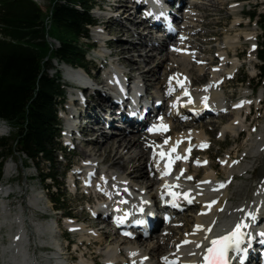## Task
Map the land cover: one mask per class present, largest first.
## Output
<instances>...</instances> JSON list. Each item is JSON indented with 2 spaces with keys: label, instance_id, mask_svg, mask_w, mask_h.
Segmentation results:
<instances>
[{
  "label": "bare ground",
  "instance_id": "bare-ground-1",
  "mask_svg": "<svg viewBox=\"0 0 264 264\" xmlns=\"http://www.w3.org/2000/svg\"><path fill=\"white\" fill-rule=\"evenodd\" d=\"M210 1L140 0L138 3L136 0H120L116 5L118 9L108 18H104L105 21L110 19L109 23H106L112 27L129 22L126 21L127 18V20L133 19V22H129L132 25L140 24L141 28H146L148 24H146V19L142 16H145V14L151 15V17L160 15V7L162 5H179L180 8H185L184 14L170 16L174 20H178V17L182 16V19H180L182 22L178 26L180 29L179 35L170 44V50L159 58L158 64L153 69H146V67L144 69L143 65L148 63L154 54H162L160 52H163L167 46V40L172 37H168L161 44L157 41L155 43L152 40L155 38V36H152L153 31H147L146 29L140 30L141 34H139L138 29L133 30L134 38L139 41V45H130V47L122 48L120 51V56L127 55L126 62L131 65V70L125 66L119 67L112 61L110 63L106 62L105 67L109 69L105 71L104 77L100 79L98 76H94L92 80L81 69H73L68 66L61 67L64 78L69 83L77 86L85 85L82 95L81 93L76 94L80 101L75 100L78 103L75 105V109L71 108L72 106L67 108V115L70 114L68 116L72 119L81 118L84 121V124L79 125L73 124V121L69 119L65 122L66 146L70 147L69 152H74L77 148L88 149L83 152L86 159L82 161V164L80 159L82 167L72 172L70 178L76 184L83 177L85 178L86 175L95 173L90 186L84 189V192L89 193L85 209L91 214L89 221L93 229L88 228L86 224L85 226L77 224V219L73 220L72 213L69 215V219L62 224L65 230L77 237V242L74 244V252L69 258L70 260L71 258L74 261L77 260L75 264H95L83 261L85 257L83 258L84 255L79 251L80 249L82 251V249L89 248V243L91 242L103 246L100 252L102 264H180L181 262L200 261L203 254L207 253L208 249L211 248L212 240L235 232L238 224L241 225L239 234L244 236L252 231L255 233V229L261 227L264 222V178L263 176L259 177L264 174V127L253 138L251 137L249 149L245 153V158L243 157L244 160L251 159L250 164L246 163L247 165L241 166L239 159L233 160L236 162L234 163L229 158L230 154H226L225 158L222 157L224 159L220 162L219 167L222 171L227 172L224 183H228V185L219 192H213V190L220 187L221 183L217 177L216 169L214 171L210 162L206 167L200 168L196 164L199 159H193L189 167L184 166L174 175L179 177L178 180L160 178L157 171V150L160 147L164 145L168 147L176 141L182 140V147L185 146L184 151L188 152L187 150L190 146L195 149L202 142L210 143L208 134L201 124L206 123L205 120L207 118H209L207 122L209 124L211 119L212 121L216 120L219 115H221L219 117L221 120L230 116V120L220 130V137L232 135L238 138L248 129L247 123L250 120L246 114L243 115L241 113L243 111L247 112L252 106L256 105L259 107L261 104V100L251 102L247 94H244L238 102L230 104V97L225 98L223 96L224 89L222 90L221 88H225L226 81H229L239 71L241 67L240 55L237 58L230 59L226 52H218L219 54L213 57L216 60L213 65V60L208 59L207 61L203 54L201 56L197 49L199 46L189 36L193 29L198 28L195 23H198L199 20L194 12H197L198 8L201 9L205 6L215 7L218 4V0H213V3ZM238 6L240 7V4L231 5L233 10L237 9ZM170 10H172V13L176 11L175 8H170ZM113 17H115L114 21L111 20ZM137 18L140 19L137 20ZM240 26L241 23L239 22ZM120 32H123L122 29ZM92 33L103 35L100 29H93ZM125 34L126 40L131 41L129 32L126 31ZM243 37H245V41L252 40L256 43L257 37L252 33H246ZM240 38L241 36H239ZM104 40L105 38L99 39L100 42ZM140 43L146 48L141 47ZM233 43L235 42L233 41ZM233 43L232 40L228 39L222 44L223 47L221 49L230 50ZM108 44L110 42L104 45L109 48ZM100 54L101 56L104 55L103 52ZM109 56L111 58L112 54ZM140 57L143 61L138 63L137 61ZM230 57L232 58V56ZM134 58H137V60H134ZM192 60L194 65L191 63ZM205 61L207 66L203 64ZM190 64L192 67L189 69ZM101 69L103 70V67L100 68V72ZM161 70H165L169 74L164 81L159 75ZM195 71L202 75L198 81L190 80L189 77V73ZM150 75L156 76V81L148 86L146 81L150 80L148 79ZM207 75L209 79L206 84L194 86L195 82H200ZM138 79L141 82H145L140 85ZM90 80L92 82L95 80L96 83H92ZM178 81L184 82L185 85L182 89L176 88ZM135 83L139 88L137 91L140 94L137 100L131 95V87ZM153 88L155 89L154 93L151 91ZM185 91H187L188 95H185ZM151 93L153 94L150 95ZM124 96H127L126 99H123ZM94 101L97 102L93 104ZM131 101L132 103H137L138 110L143 108L144 103V108L148 109L147 115L141 122L129 120L125 116L127 110L121 112L120 107L128 106ZM156 103L161 104L158 110L154 107ZM166 103H168L167 106ZM238 103L242 104L243 107L233 110L232 107ZM163 106H166L164 116H161L160 113V116L157 117ZM175 108L183 116L182 120H178L175 116ZM196 115H199V117H196ZM155 118L157 120H154ZM173 120L178 122V124ZM119 121H122L123 124L119 123ZM245 122L246 128H244ZM0 124L1 135L4 128L3 123L0 122ZM141 124L144 126L140 127ZM162 126L168 127L170 131L167 134L162 133L165 128ZM135 127H138L139 131H136ZM144 128L147 130L143 131ZM149 129H153V131H149ZM95 130H98V133H93ZM70 133L72 135L71 140L69 139ZM99 133L100 136L95 137ZM88 136H94L95 138L92 140L84 138ZM222 139L224 140V138ZM76 144L78 145L76 146ZM225 161L226 163H223ZM261 161L263 164L255 170L258 180L254 189H252L253 192H251L250 196H246L247 192L245 190L241 191V186L237 187L239 189L238 193L241 191L238 197H241L243 201L239 202V204L236 203V206H232L228 201V191L230 184L235 182L234 177L247 174L250 168L249 165L252 162L257 164ZM103 163L109 165L108 170L104 171ZM230 164L232 165L230 166ZM182 170L183 172L189 170L188 177H194L193 174L197 175L199 170H203V176L199 181H204L208 185H199L187 181L186 176L181 175ZM83 182L85 183L86 179ZM210 186L212 187L210 188ZM1 191L5 192L6 189L1 188ZM166 192H175L176 195L180 194L175 200L182 207H188L183 198L185 194H188L189 198H193L188 208H195V210L192 211V215L188 220L187 217H189L191 211L185 213L181 220H172L167 230L158 234L156 243H151V235L157 233L161 226L165 225L161 219H157V226L149 233L147 238L137 237L135 239L123 237L114 224L105 220L107 212L110 211L109 209L113 210L110 212L111 216L122 217L124 215L122 211H118L122 202L127 205H133L150 199L155 203L156 207H159L167 202L168 195ZM119 194H121V197H118ZM5 195L8 198L10 197L9 192H5ZM40 197L39 195L33 196L31 199L32 204L35 205L40 200ZM4 201L6 199L1 202L0 211L3 219L7 221L9 208ZM90 201H92V205H90ZM213 202L216 204L214 205ZM220 208H223L222 212H219ZM150 213L155 216L152 211ZM94 214L96 218L93 217ZM66 215V213H59V217ZM177 215L178 213L173 212L172 216L175 217ZM10 223L16 227L15 232H13L15 235H10V242L2 249V256H8V264H41L29 255L27 248L28 236L21 216L16 215L14 219H10ZM56 223L52 226L48 224L35 225L37 233H47L53 238H50L52 241L47 243L52 247L53 257L46 258L43 264H66L68 262L64 258L65 247L57 244L58 240L66 236V234L58 231L59 234L56 235L57 232L54 231ZM175 223H179V226L185 223L181 235L175 234L172 229L177 226ZM59 227L57 225V229ZM186 240L189 244L179 247L180 243ZM255 242L256 240L247 244L248 248L255 250ZM159 245L166 246V251L158 256V250L160 251L161 249ZM82 252L84 253L85 251ZM260 260L259 255H255L249 260L248 264H260Z\"/></svg>",
  "mask_w": 264,
  "mask_h": 264
},
{
  "label": "rangeland",
  "instance_id": "rangeland-1",
  "mask_svg": "<svg viewBox=\"0 0 264 264\" xmlns=\"http://www.w3.org/2000/svg\"><path fill=\"white\" fill-rule=\"evenodd\" d=\"M32 1L42 9L44 14L47 13V10L49 8L48 0H32ZM94 1H95V5L102 6V8L98 10L97 7H95L91 12L92 17L97 21V26L90 29V39L89 41L83 43H86L87 45H93L95 47L93 51L88 50L87 52L88 72L91 75L98 76L100 79H102L104 77L103 75L105 71H108L109 69L108 67H105L106 62L110 63L112 61L113 63H116L119 67L125 66L131 70V65L126 62L127 55L125 54L120 56L119 55L120 51L122 48L130 47V45L131 46L139 45V41L134 38L133 30L135 31V29H138L139 34H141L142 32H140V30L143 31V29H146L147 31H149L150 29H147L149 26L146 28L144 27L141 28L140 24L132 25L129 22H133V19L127 20V18L126 21L129 22H125V24L114 25L112 27L110 24H107L109 23L110 19H107L108 21H105L104 18H108L109 16L112 15L114 11L118 9L116 5L119 3L120 0H94ZM210 2L213 3V0ZM233 4H240V7L238 6L237 9L233 10V8L231 7V5ZM215 7L205 6L204 8L201 9L198 8V10H196L197 12H194L197 16V19L199 20L198 23H195L198 28L193 29L189 36L199 46L197 47V49L199 50V53H201V56L203 54V57L207 58V61L208 59L213 60L212 62L213 65L216 63L214 62L216 60L213 57H215L220 52H226L230 59H233L235 57L237 58L240 55L239 60L241 67L239 71L229 81H226L225 88L223 87L221 88L222 90L224 89L223 96L225 98L230 97V101H231L230 104L232 102H237L238 100L242 99V96L244 94H247L249 96L251 102L255 100L257 101L261 100V104L259 105V107L255 105L254 110H252V114L249 118L250 119L249 123H247L248 129L245 130V132H243V134H241L238 138H236V136L226 135L225 137H222L224 138L223 140L220 137L221 136L220 130L230 120L229 118L230 116L221 120L219 118L221 115H219L218 119H216L218 121L216 120L212 121L211 119L209 124L207 123L209 118H207L205 120L206 123L201 124V126L205 128V132L208 134V139L210 142L209 143L210 148L204 154L209 159V162L213 166L214 171L216 169L217 172L216 174L218 175L217 176L218 179L225 180L227 176V172L222 171L219 167L220 162L225 158L224 156L226 154H230L229 158L231 159L232 162H234L233 160L239 159L241 162V166L250 164L251 159L244 160L245 153L249 149L250 139L251 137L253 138L257 133H259L264 127V94L261 96V94L264 93V74H261L260 77L259 68L262 66V62L258 59V56L260 55V51L264 44V26L260 22V17H258L264 14V0H218V4ZM184 13H185V8L179 11V14H184ZM250 13H255L256 17L254 19H250L249 18ZM180 17L182 16H179V19H182ZM114 18L115 17H113V19L111 20L114 21ZM138 19L140 18H137V20ZM180 22H182V20H179V22L174 23L175 25L179 24L177 25L178 32L175 34V39L179 35L180 29L178 28V26H180ZM239 22L241 23L240 27H239ZM256 22L257 24H255ZM126 27L131 29H127ZM49 28L50 27L48 25L46 28V33L48 32ZM93 29H100L103 35L93 34L92 33ZM121 29L123 32L124 31L129 32L131 41L126 40V34L125 32L124 33L120 32ZM246 33L247 34L252 33L255 37H257L256 40L257 50L253 53H251L249 50L252 42L245 41L244 39L245 37H243L246 35ZM152 36L154 35L152 34ZM239 36H241L240 39ZM101 38H105L110 42V44L107 45L109 48L107 49L103 48L101 42L99 41V39ZM228 39L232 40V43L233 41L235 42L231 44L232 47V49H230L231 51L229 49L222 50L221 49L223 47L222 44L226 42V40ZM152 40L155 43L156 41L157 42L159 41V44L162 43L159 38H153ZM47 41L53 50L58 47V43L54 39L48 38ZM173 42L174 39L166 44L167 46L165 47L163 52H160L162 54L160 55L154 54L151 57L150 61L143 65L144 69L145 67L146 69L147 68L153 69L158 64L159 58H161L162 55L164 56L165 52L170 50L169 46ZM140 45L144 49L146 48L141 43ZM101 52L104 53L103 56H101L100 54ZM109 54H112V57L110 59L106 57ZM96 55H98V57L100 58H97ZM230 56H232V58ZM134 60H137V58H134ZM142 61L143 59L140 57L137 62L141 63ZM191 63L192 65H194L193 60L191 61ZM205 63L207 64L206 61L203 62V64ZM54 65L55 67H57V69L59 68V66L56 65V63H54ZM192 65L190 64L189 69L192 67ZM101 67H103V70L101 69L100 72ZM97 70L100 74L97 72ZM53 73L54 71H50V74ZM189 74H190L189 76L190 80L192 79L194 81H198L200 76H202L201 74H198V72L196 71L190 72ZM61 75H62L61 84L66 85L65 88L67 94L65 107L60 112V117L63 118V113H67L66 107H69L68 105L70 101L69 94H71L74 91V89H72L69 85L66 84L64 80V75L63 74ZM159 75H161L162 81H164L167 79V76L169 74L165 72V70H161ZM148 79L150 80L146 81V83L148 84V86H150L151 84L154 83V81H156V76L150 75ZM208 79L209 76L207 75L203 77L200 80V82H195L194 86L197 87V86H201L202 84L204 85L208 82ZM94 82L96 83L95 80ZM138 82L140 83V85H142L145 81L141 82V80L138 79ZM151 91L154 93L155 89L153 88ZM153 93H151L150 95H152ZM74 98H76V96ZM96 102L97 101H94L93 104H95ZM167 104L168 103H166V106ZM166 106H163L161 112H159L157 116H160V113L161 115L164 114ZM244 113L246 112L243 111V113L241 114ZM79 119L81 121L79 120L78 122H80V124H84V121H82L81 118ZM74 121L76 124V120ZM174 122L178 124V122L176 121ZM60 124H61V132H62L61 140H60L62 153L58 152L57 159L53 162V164L49 165L47 163H41L39 166V170L37 171L30 164V162H27L25 160V157H19L16 154H14L12 157H9L4 162L3 177L0 182V186L6 189L5 191L6 193L7 192L10 193V197L6 201H4L6 204H8V208H9V212H8L9 215L7 216V221L3 219L0 211V264H8L7 262L8 256L6 255L2 256V249L8 245V243L10 242V235H12L13 232H15L16 227L13 224L11 225L10 219H14L16 215H20L21 219L23 220V223H25V227H26L25 230L28 236L27 248L30 257H33V259H36L41 264H43L44 261H46V258L53 257L52 247L47 244L51 242L52 241L51 239L53 238L51 237V235L47 233L46 234L37 233L35 230V225L37 226L39 224H46V225L48 224L52 226L55 225V223L58 221L56 224L59 225L60 227L59 229H57V225H56V227H54V231L57 232L56 235L59 234L58 231H61L62 233L66 234V236L60 238L57 243L67 248L64 257L68 260L66 264H75V262L77 261V260L74 261L73 258H71V260L69 259L74 252L73 251L74 244H76L77 242V237L74 234H71L69 231L65 230L62 224L65 221H67V219L60 220L59 213L68 214L66 216H69L72 213V216L74 217L73 220L77 219L76 220L77 224H82L84 226L86 224L88 228H91L89 221V219H91V214L87 211V209H85L88 203L87 197H89V193L84 192V190L82 189L76 190L73 186L71 187V183H70L71 172H74L76 169L81 168L82 161L86 159V156L83 155V152L88 149L77 148L74 152H69L70 147L66 146V140L65 137L63 136V133L66 132L64 119H60ZM3 128L4 130L3 133L0 135V138H5L6 141L9 142L10 132H11L10 128L5 124H3ZM244 128H246V122L244 123ZM94 132L98 133V130L93 131V133ZM99 136L100 133L95 137H99ZM95 137L88 136L84 138L88 140H92ZM77 145L78 144H76V146ZM79 146L81 145L79 144ZM80 159H81V164H80ZM252 163L251 165H249L250 168L247 174L245 175L241 174L240 177L235 176L234 177L235 182H232L230 184L228 191L229 193L228 201L231 203L232 206H236L237 204H239V202L243 201L241 197H238V194L241 193V191L245 190L247 192L246 196H250L251 192H253L252 189H254L256 185V181L258 180L257 172H255V170L263 163L262 161L258 162L257 164L254 162ZM231 165L232 164H230V166ZM108 166H109L108 164L103 163L104 171L108 170L107 169ZM68 167H71V170L70 172H68V176H66V169ZM46 173L54 174L55 176H57V179L53 180L52 182L48 180L46 183H43L41 181V178ZM197 175L200 180L203 176V170L202 171L199 170ZM262 176L264 178V174H261L259 177ZM240 186L242 188L241 191L238 193L239 189L237 187ZM38 195L41 196L40 200L37 201L35 205L32 204V200H31L32 197ZM50 197H53L54 199H56L57 197H63L62 198L63 206L60 209H58L60 211H57L56 210L57 208H54V205L50 200ZM1 202L2 200L0 199V206H1ZM90 202H91L90 205H92V201ZM193 210H195V208H190L189 210L187 209L184 213L178 215L175 218V220H181V218H183L185 213L191 211V214H189V217H187L188 220V218H190V216L192 215ZM175 224L177 226H175L172 229L175 231V234L177 233L178 235H181L185 223L184 225L181 226H179L180 225L179 223H175ZM168 226L169 225L162 226L157 233L152 234L151 243H156V237L158 236V234L166 231ZM14 235L15 234H13V236ZM159 246L161 247V249L160 251L158 250L159 252L158 256L159 254H164L162 252L166 251V246L164 245H159ZM102 248L103 246L91 242L89 243V248H85V250L82 249V251H85L84 253L81 251V249L78 250L80 251V253L84 255L83 258L85 257L84 258L85 260L83 261L93 262L95 264H102L100 259V252Z\"/></svg>",
  "mask_w": 264,
  "mask_h": 264
},
{
  "label": "trees",
  "instance_id": "trees-1",
  "mask_svg": "<svg viewBox=\"0 0 264 264\" xmlns=\"http://www.w3.org/2000/svg\"><path fill=\"white\" fill-rule=\"evenodd\" d=\"M48 5L44 14L32 0H0V121L11 131L9 142L0 138V182L4 162L14 154L25 157L37 171L41 163L51 165L57 159L58 110L66 90L54 63L88 70L91 46L83 42L89 41V28L96 25L91 15L95 1L48 0ZM249 17L255 18V13ZM258 17L264 26V14ZM48 38L58 47L53 50ZM258 57L259 74H264V44ZM56 179L46 173L41 181ZM62 198L50 197L57 210L63 206Z\"/></svg>",
  "mask_w": 264,
  "mask_h": 264
},
{
  "label": "snow or ice",
  "instance_id": "snow-or-ice-1",
  "mask_svg": "<svg viewBox=\"0 0 264 264\" xmlns=\"http://www.w3.org/2000/svg\"><path fill=\"white\" fill-rule=\"evenodd\" d=\"M178 83H181V82L178 81ZM181 87H183V84L182 83H181ZM185 95H188L187 91H185ZM189 102H191V101H189ZM237 106L239 107L240 105H237ZM162 127H165V129H166V126H162ZM149 131H153V129H149ZM165 143H167V141H165ZM199 147H201V148L207 147V144L202 142L199 145ZM172 151H175V149L173 148ZM187 151H188V153L191 152V146L189 147V149ZM163 155H165V154L164 153H161V156H163ZM176 159H184V160H187V156H184V157L177 156ZM201 163L202 162L199 161V160L196 161V164L198 166L201 165ZM203 163L206 164L207 161H203ZM223 163H226V161L223 162ZM234 163H236V162H234ZM165 174H167V173H165ZM182 174H183V170L181 171V175ZM177 179H179V177H177ZM188 179H192V177H188ZM220 187H224V185L221 184ZM173 195H175V193H173ZM185 196H186V198H188V195L187 194H185ZM189 202H191L190 199H189ZM209 207H211V205H209ZM240 228H241V225L238 224L236 226L235 232L231 233L229 236H224V237H221L220 239H216V240H212L211 241V244L213 245V247H211V248L208 249V252L210 254L209 260L212 259V254L217 255L219 257V260H221V261L223 260L224 254H225V252L227 250V247H228L229 242L232 240L233 237L239 235ZM261 235H264V233H262Z\"/></svg>",
  "mask_w": 264,
  "mask_h": 264
}]
</instances>
